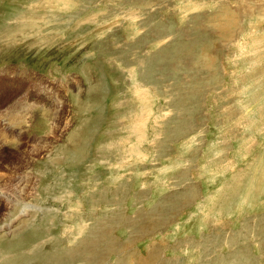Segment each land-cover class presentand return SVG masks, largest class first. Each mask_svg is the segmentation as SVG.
<instances>
[{
	"label": "rangeland",
	"instance_id": "1",
	"mask_svg": "<svg viewBox=\"0 0 264 264\" xmlns=\"http://www.w3.org/2000/svg\"><path fill=\"white\" fill-rule=\"evenodd\" d=\"M0 179V264H264V0H0Z\"/></svg>",
	"mask_w": 264,
	"mask_h": 264
},
{
	"label": "bare ground",
	"instance_id": "2",
	"mask_svg": "<svg viewBox=\"0 0 264 264\" xmlns=\"http://www.w3.org/2000/svg\"><path fill=\"white\" fill-rule=\"evenodd\" d=\"M10 114V113H9ZM22 120V119H21ZM10 121V120H9ZM10 122H12V121H10ZM10 122H8V123H10ZM36 154L38 153L37 151H34ZM33 153V152H32ZM22 154V153H21ZM22 156V155H21ZM16 158H21L20 157V153L19 152H17L16 153V156H15ZM8 169L9 170H12V172H13V169L14 168H11V167H8ZM17 169V168H16ZM19 169V168H18ZM15 171V170H14ZM8 172V171H7ZM17 172V171H16ZM19 175V174H18ZM27 175V174H26ZM5 176V175H4ZM6 176H8V175H6ZM20 176V175H19ZM18 176V177H19ZM15 177V176H14ZM14 177H11V175L10 176H8V179L6 178V181H8L9 182V186H11L12 188H14L15 190H18V191H24L25 190V188H26V185L27 184H29V183H31V178L29 179V180H27V181H25L24 179H21V180H19V179H16V178H14ZM28 177V176H27ZM24 178V177H23ZM1 180V179H0ZM2 182H3V180H2ZM1 183V182H0ZM15 183V184H14ZM32 184H34V183H32ZM4 185V188L2 187V189L5 191V190H7L8 189V186H6L5 184H3ZM30 186V185H29ZM32 188V187H31ZM11 189V188H10ZM1 190V189H0ZM4 191H2L1 190V192H3V196H4V198H2L1 200H0V204H4V205H6V203H11V198L7 195V194H5V192ZM11 194V193H10ZM17 194V193H16ZM20 195H21V193H20ZM14 196V195H13ZM18 196V195H17ZM16 198H19V197H16ZM16 200V199H15ZM17 201H19V200H17ZM19 203H22L23 205L22 206H24V210H26L27 208H28V206L27 205H25L24 204V202L23 201H20V202H18V203H16V204H12V206H16L17 204H19ZM12 211V210H11Z\"/></svg>",
	"mask_w": 264,
	"mask_h": 264
}]
</instances>
